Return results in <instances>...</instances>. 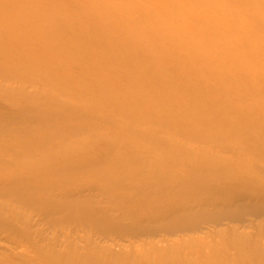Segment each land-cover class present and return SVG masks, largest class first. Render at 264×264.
Returning a JSON list of instances; mask_svg holds the SVG:
<instances>
[{
  "label": "bare ground",
  "instance_id": "obj_1",
  "mask_svg": "<svg viewBox=\"0 0 264 264\" xmlns=\"http://www.w3.org/2000/svg\"><path fill=\"white\" fill-rule=\"evenodd\" d=\"M198 1L171 10L173 0H166L162 16L195 17L172 26L167 17L161 21L163 35L136 34L115 23L116 29L109 25L114 32L107 39L108 26L85 24L80 17L65 29L44 26L51 30L46 42L67 43V55L82 51L80 57L71 54L73 64L83 59L98 62L104 55L116 58V63L92 64L93 73L86 77L112 91L115 86L103 72L113 69L130 85L121 91L122 102L106 99L85 107L61 102L59 95H105L74 85L71 77L54 85L51 74L64 67L57 62L51 67L58 54L32 47L27 50L33 58H17L19 62L32 59L29 65L41 59L49 64L39 73L12 72L10 80L24 78L30 85L41 80L45 87L53 84L57 92L0 85V95H6L0 102V161L24 167L10 174L14 169L8 172L0 166V241L33 248L32 253L25 248L19 252L18 247L1 244L0 264H264V68H247L256 57L251 50L254 42L264 53L260 27L264 0H238L223 7H214V0ZM25 2L32 16L48 10ZM91 2L84 12L82 5H78L81 11L72 13L47 12L92 16L96 2ZM243 6L262 16L254 25L257 33L242 37V43L238 35L207 39L216 26L203 27L199 16H235ZM12 10L17 16L28 12L0 3V11L11 15ZM143 14L140 11L139 16ZM7 27L0 31V56L27 48L25 43L38 33ZM66 29L77 33L73 41L63 33ZM223 29L229 32L228 27ZM94 30L103 35L93 36ZM183 31L192 35L187 38L192 43L174 37ZM11 32L18 41L3 43ZM100 43L105 46L98 50ZM214 53L219 54L213 57ZM60 55H65L64 50ZM142 55L147 62L137 61ZM143 90L151 95L138 99ZM169 101L172 104L167 105ZM143 113L156 117L146 118ZM97 116L104 120H91ZM169 129L177 131L174 137L164 135ZM9 174L11 178L5 179ZM86 177L92 182L79 183ZM104 199L117 206H103ZM143 207L146 211L140 213ZM43 222L50 228L68 224L77 230L91 228L106 243L98 245L91 239L88 248L71 240L63 243L56 233H47ZM185 233L195 236L185 237ZM212 236L229 237L222 247L201 250L200 239Z\"/></svg>",
  "mask_w": 264,
  "mask_h": 264
},
{
  "label": "rangeland",
  "instance_id": "obj_2",
  "mask_svg": "<svg viewBox=\"0 0 264 264\" xmlns=\"http://www.w3.org/2000/svg\"><path fill=\"white\" fill-rule=\"evenodd\" d=\"M29 2L30 4H33V2L37 3L38 5H43L44 7L48 8V10L51 12V9H53L54 11L57 10H63L66 9L69 13L74 12L75 10L79 9L78 5H82L81 6V10L86 11V5L87 3H92L91 1H95L96 3L93 4L92 8L94 9L92 12V16H51L48 15V10L45 12H42V14H40L39 12V16H32L31 15V9L29 10L28 8L25 7L26 4H24V2ZM171 1V0H168ZM176 2H174L173 0V7H171V10H175L176 8H178V5H182L184 2L185 3H190L192 0H175ZM208 0H199V2H203V3H207ZM210 1V0H209ZM213 1V0H212ZM238 0H214L213 1V6L216 7L215 5L219 6V7H223V6H230L232 5V3L236 2ZM25 2V3H26ZM178 2V3H177ZM0 3L3 4H7L10 5L12 4L13 6H17L20 9H27L26 11H28L26 14L25 13H21V16H17V14L15 13V10L13 11V14L8 15V13L6 11H0V31L7 27V28H18L20 30H23V32H28L29 30H36L38 31V33L35 36H31V38L25 43V46L27 48H21L18 51H10V52H6L4 54V56H0V85L3 86H7L10 87L12 89L15 90H21V91H29L32 90L34 87L40 88L42 90L45 91H51V94H56L57 89L54 86V82L57 81L58 79H63V78H68L71 77L73 79L76 80V82L74 83V85H83L84 87L88 88L89 92H96L99 93V91L102 93V95H105L103 97H97V98H92L91 95H59V99L61 102H71L74 103L76 105H82V106H88V105H92V104H99L100 102L106 101L107 100H112L115 102H119L123 100V97L120 96L121 91H125L124 89H130V85L127 84L125 78L123 76H121L118 73H114L113 69L111 70L110 68H106L105 72H103V75L105 77L110 76L109 79H111L110 83L113 84V86H115V88L112 87V91H110L108 88H106L105 86H103L102 84L98 83L95 79H90L88 77H86L87 75H89V72L93 73V70L91 68V65L94 63H98V64H107V63H116L117 59L114 57H111L108 55V58L106 57L107 55H104L105 57H101L100 60H98V62L92 60V59H83L82 63L80 64H73L72 62H70L71 60H69V57L71 56V54L73 53L76 57H80L82 55V51H76L74 50L73 52H70L68 55V51L67 48H69L70 45H68L67 43L62 42L60 39L58 41H52L49 40L47 41V34H50V31L47 32L46 29H44V26L46 24L50 25V26H54L56 28H61V29H65V25H72L75 21L74 19H76L77 17H80V19L82 18L81 21H85V24H90L92 22H97V23H101L105 26H108L107 29H104L106 38L109 39L110 36L113 34L111 32L114 31H110L111 29H109V25L113 24V28L116 29V25L115 23H117L119 25L120 28H125L127 29L129 32L130 31H135V33L137 34L138 32L140 33H144L146 31H149V33H156L158 35H163L165 33L164 29L162 28L161 25V21L164 19H168L170 18L172 21L170 22L171 26L172 23H183V22H191L192 19H194L195 16H162L163 14V8H164V4L166 3V0H0ZM181 3V4H180ZM195 3V2H194ZM192 3V4H194ZM216 3V4H215ZM143 6H142V5ZM196 4V3H195ZM198 5V4H197ZM54 7L56 8H61V9H54ZM195 8V7H194ZM143 9V10H142ZM193 9V6H192ZM21 10V12H22ZM80 10V9H79ZM80 10V11H81ZM140 11L144 12L143 16H139ZM238 15L236 14L235 16H197L198 19H201V25L203 27H211L214 25L216 26V28L214 29V31L208 35L207 39L211 40V39H216V38H220V37H224L226 36V38H237L236 35H238L239 38V42L236 41L235 43H242V37L244 36H250V34L253 33H257L258 30L254 29V25L258 24V21L256 22L258 17H262V16H255L253 15V10L246 6L241 7L238 10ZM257 12V11H256ZM15 13V14H14ZM64 13V12H63ZM97 13V14H96ZM111 13V14H110ZM259 13V12H257ZM65 14V13H64ZM96 14V15H95ZM113 14V15H112ZM100 15V16H98ZM106 15V16H105ZM168 17V18H167ZM74 21V22H73ZM235 21V22H234ZM121 23V24H120ZM152 23V24H151ZM131 24V27H128V25ZM204 24V25H203ZM208 25V26H207ZM210 25V26H209ZM227 28L229 29L228 31H225ZM261 28H264V25H260ZM259 27V28H260ZM173 29V27L171 28ZM231 29V30H230ZM234 29V30H233ZM189 30V29H188ZM66 29V32L63 33H68V39H72V41L74 40V38H76L77 33L73 34L70 31H68ZM15 32H11L9 37L7 38L8 40L3 42L5 44H11L14 42H17L18 39H16L18 36H16V34H14ZM93 34V36L95 37H101L103 34H101V31L98 30H94L91 32ZM167 33V32H166ZM91 34V35H92ZM62 35V33H61ZM258 35V34H257ZM192 35L188 32V31H183L180 34H176V36H174L177 40H184L185 43L190 44L192 43V41H187V38L189 39ZM15 38V39H12ZM104 38V36L102 37ZM105 38V39H106ZM46 39V40H45ZM102 41H104L102 39ZM2 43V44H3ZM75 43V42H74ZM100 46H97V49L100 50L101 47L105 46L103 45V43L99 44ZM47 46V47H46ZM258 43L254 42V45L252 47L251 50H253V52H255V60H253L252 65H248L247 68H254V67H260V68H264V53H262L261 51H259L257 49ZM32 47H37V48H42L45 51H49V52H53L56 55V57L54 59H51V67H56L58 64H62L64 65L63 70L60 71V73H55V74H51V82L54 84H51V86H43V84L38 81L37 79L35 81H33V84H28L25 83V79L24 78H20L17 77L15 79L10 80L9 74L14 72H22V71H32L31 73H39L42 72L43 68L42 66L47 63L44 62L42 59L40 60V63L38 62L35 65H29L27 62L29 60L32 59H28V58H33L32 53L27 50L29 48ZM52 47V48H51ZM251 48V47H250ZM51 50V51H50ZM64 50V54L65 55H60V53ZM30 52V53H29ZM60 52V53H59ZM219 53H214L213 57H216V55H218ZM22 55H26L28 58L22 62H19V60H17V58H19ZM53 61V62H52ZM137 61L139 63H144V61L147 62V59L145 58L144 55L140 56V58L137 59ZM9 62L10 65L8 66L6 63ZM57 62V65H55ZM149 62V61H148ZM49 64V63H47ZM128 65V63H127ZM31 66V67H30ZM27 68V69H26ZM245 67V69H247ZM2 69H6L4 70V73L1 72ZM96 70V69H95ZM97 72V71H95ZM2 73V74H1ZM97 74V73H96ZM113 74V75H112ZM184 74V73H182ZM7 75V77H6ZM117 75V76H115ZM75 77V78H74ZM152 77H154V75H152ZM35 78V76H34ZM77 78V79H76ZM83 79V80H82ZM108 79V78H107ZM115 89V90H114ZM222 90V89H221ZM151 92L149 90H143L142 92L137 94V98L138 99H142L144 97L150 96ZM5 98L6 95L1 94L0 95V102H5ZM114 98V99H113ZM22 101V100H20ZM125 101V100H124ZM120 102V103H121ZM21 102H17V104H20ZM12 104V103H10ZM167 105L172 104V101L166 102ZM131 109L130 107L127 109L129 110ZM145 115V117H153L154 115L152 114H146L143 113ZM67 118H70V115H66ZM72 117V116H71ZM123 118H125V116H122ZM156 117V116H154ZM71 119V118H70ZM172 119H176V118H172ZM92 121H97V122H102L104 120V116H97L93 119H91ZM136 126H140V124H133V127ZM183 127H188L187 124L183 125ZM104 130H100V133H102ZM40 133V131H38ZM35 133V132H33ZM37 133V132H36ZM99 133V131H98ZM177 133V131L175 129H169L164 135H172L173 137L175 136V134ZM93 133H85L84 135H92ZM82 136V135H81ZM9 157V155L7 156ZM7 162V161H6ZM5 161H0V166H4L6 167V170L9 172L10 170L14 169L10 174H12L13 172L18 173L19 170H22V168H24L23 166H21L20 168L12 165V164H7ZM1 172V171H0ZM3 173V172H1ZM5 174H7L6 171H4ZM9 175H5L7 176L5 179L8 178V180L11 178V176ZM3 176L0 175V181L2 180ZM7 182V181H6ZM92 182L91 178H84L82 179V182L79 183H90ZM103 206H109L112 208H115L117 206L116 203L113 202H107V200H103ZM117 210V209H116ZM146 211V207H143L139 210L140 213H144ZM28 213H31L30 210H28ZM117 213H119V210H117ZM121 213V211H120ZM39 217V216H37ZM44 223V222H43ZM45 225H42L43 227L46 228L47 233L51 232V235L54 233H56L59 237L60 240L63 241V243L67 240H71V242L73 244H78L79 246H81V248H88L90 247V240H94V243L96 242L98 245H105L106 242L103 241V239L100 236L99 232L94 231L91 228H82V229H75L74 225L72 224H68V225H63V226H56L53 227L51 226V228L49 227V225H47L46 223H44ZM41 226V227H42ZM244 230V228H243ZM245 230H250V229H245ZM187 234V233H185ZM230 236V234H228ZM91 236V238L89 239V237ZM188 236H195V234H187L185 235V237ZM198 236H204L201 233ZM228 236V237H229ZM155 237H161L159 236H153L152 238H150L149 240L152 239H157ZM228 237H207V238H203L200 239L198 247H201V250L203 251H209L213 248H216L217 246H223V244H225L226 240L228 239ZM12 240L9 241H0V245H13L12 248H17L15 250H18L20 252L21 248H25V251L32 253V246H19L17 245V243H11ZM202 243V244H200ZM187 244H182L181 246H185ZM204 246V247H203ZM61 247H59L60 249ZM65 248V247H63ZM247 250H249L248 248H246ZM19 252H15V254H19ZM241 254V252H240ZM20 256V255H19ZM222 260H218V262L220 263Z\"/></svg>",
  "mask_w": 264,
  "mask_h": 264
}]
</instances>
